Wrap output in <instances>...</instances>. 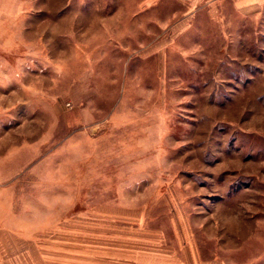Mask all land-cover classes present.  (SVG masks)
Segmentation results:
<instances>
[{"label":"rangeland","instance_id":"374dc122","mask_svg":"<svg viewBox=\"0 0 264 264\" xmlns=\"http://www.w3.org/2000/svg\"><path fill=\"white\" fill-rule=\"evenodd\" d=\"M209 1L0 0V264H139L185 223L264 264V10Z\"/></svg>","mask_w":264,"mask_h":264},{"label":"crops","instance_id":"0c3cea01","mask_svg":"<svg viewBox=\"0 0 264 264\" xmlns=\"http://www.w3.org/2000/svg\"><path fill=\"white\" fill-rule=\"evenodd\" d=\"M224 2H228L230 6L242 17H256L264 10V0H211L207 4L210 13H218L219 6ZM221 12V11H220ZM184 235L179 234L176 237V243L169 248L161 247L154 253V260L147 261L143 256V260L136 261L139 264H203L200 259L199 250L190 233L188 232V223L183 224Z\"/></svg>","mask_w":264,"mask_h":264}]
</instances>
